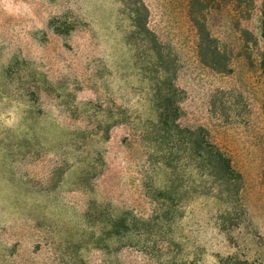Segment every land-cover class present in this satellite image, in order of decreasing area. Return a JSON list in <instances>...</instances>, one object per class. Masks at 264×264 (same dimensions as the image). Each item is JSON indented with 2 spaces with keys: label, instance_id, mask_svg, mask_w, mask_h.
<instances>
[{
  "label": "rangeland",
  "instance_id": "1",
  "mask_svg": "<svg viewBox=\"0 0 264 264\" xmlns=\"http://www.w3.org/2000/svg\"><path fill=\"white\" fill-rule=\"evenodd\" d=\"M263 3L0 0V264H264Z\"/></svg>",
  "mask_w": 264,
  "mask_h": 264
},
{
  "label": "trees",
  "instance_id": "2",
  "mask_svg": "<svg viewBox=\"0 0 264 264\" xmlns=\"http://www.w3.org/2000/svg\"><path fill=\"white\" fill-rule=\"evenodd\" d=\"M199 37H200V54L202 53V59L207 64L213 65V62L217 59V55H220L218 46L214 45L215 39L210 36L209 31L206 29L205 25H201L199 28ZM262 39L264 43V3L262 10ZM261 67L264 70V55L262 57ZM168 108L164 107L163 113L160 115V122L162 125H168L169 115H167ZM174 119V118H173ZM176 121V119H174ZM174 120L171 123H174ZM210 149L207 151V160L211 165L212 170L216 171L221 175L222 181L228 186H232L233 180H235L234 169L230 158L225 155L221 150L217 149L213 145H209Z\"/></svg>",
  "mask_w": 264,
  "mask_h": 264
}]
</instances>
